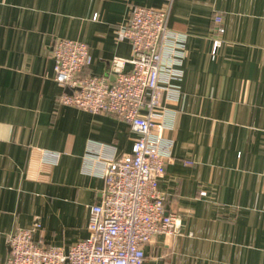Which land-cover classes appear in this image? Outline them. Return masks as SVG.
<instances>
[{
    "label": "crops",
    "instance_id": "crops-1",
    "mask_svg": "<svg viewBox=\"0 0 264 264\" xmlns=\"http://www.w3.org/2000/svg\"><path fill=\"white\" fill-rule=\"evenodd\" d=\"M133 5L170 7V30L186 37L170 83L179 96L164 95L153 131L171 144L159 190L181 229L157 235L147 263L264 264V0H0V263L17 229L40 225L34 238L66 251L89 237L103 163L130 154L139 135L117 117L59 105L52 49L86 43L83 76L113 82L112 61L132 58L118 32ZM32 148L59 154L50 183L25 179Z\"/></svg>",
    "mask_w": 264,
    "mask_h": 264
},
{
    "label": "built area",
    "instance_id": "built-area-1",
    "mask_svg": "<svg viewBox=\"0 0 264 264\" xmlns=\"http://www.w3.org/2000/svg\"><path fill=\"white\" fill-rule=\"evenodd\" d=\"M169 19L170 7L132 6L127 24L118 32V40L131 44L132 58L112 61L113 82L83 76L92 64L86 43L71 39L54 42L55 81L64 90L58 104L117 117L139 137L130 154L103 163L106 188L101 201L89 208L86 240L66 251L36 240L40 225L17 229L9 237V256L0 264H148L146 247L154 243L155 237L179 233L181 218L167 211V198L159 190L171 144L153 136L158 118L165 114L164 95L172 99L179 96L170 83L181 76L176 67L186 52V37L170 30ZM214 23L215 34H224L223 18L215 17ZM221 46L222 41L216 39L213 56ZM127 64L132 66L129 72ZM58 160L59 154L32 148L25 179L50 183Z\"/></svg>",
    "mask_w": 264,
    "mask_h": 264
}]
</instances>
